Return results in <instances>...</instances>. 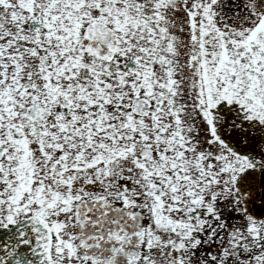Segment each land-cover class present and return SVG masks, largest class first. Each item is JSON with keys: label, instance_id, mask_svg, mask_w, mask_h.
<instances>
[{"label": "flooded vegetation", "instance_id": "flooded-vegetation-1", "mask_svg": "<svg viewBox=\"0 0 264 264\" xmlns=\"http://www.w3.org/2000/svg\"><path fill=\"white\" fill-rule=\"evenodd\" d=\"M208 4L209 0L205 2V11L211 7L214 17L207 18L204 12L206 26L201 23L180 25L179 22L171 26L170 66L175 76L179 72V85H183L186 99L194 108L188 113H180L174 129L164 141H144L143 147L149 146L155 153L162 152L165 160L154 156L150 171L145 172L149 176L143 185L146 192L144 198L134 205L146 216L148 249L156 243L154 235L158 229L155 225L158 224L166 231H162L160 237L163 246L185 242L187 254L184 261L190 257V251L197 248L210 252L217 248V253L221 252L226 246L225 238L238 233L239 221L236 217L242 214L238 185L242 173L252 169V152L247 148L252 145V115L245 114L242 119L233 114L232 108L228 107L227 114L221 113V108L237 102L239 105L251 103L252 91L264 89V70L257 71L255 66H224L225 57L219 52L220 44L232 39L221 33L224 28L223 5L216 0H212L210 6ZM37 15L50 25L48 30L54 32L37 34L34 38L28 35L27 39L30 37L32 44L22 38L28 33L18 34L17 38L30 46L26 47L29 48V60L25 58L28 64H33L32 54L38 49L44 54L46 66L43 67L42 79L15 82L9 89L6 102L13 105L12 113L5 116L7 120L21 121V113L31 105V98L36 97L35 103L42 106L45 120L39 124L24 120L20 126L25 136H18L15 130L1 123L0 144L11 145L9 151H16L20 147L19 141L30 143L32 129L39 126L43 152L54 149L49 152L60 153V181H68V186L72 185L62 192L61 198L69 203L105 198L131 205L126 200V194L119 195L113 191L111 175L108 181L96 185L87 183L91 178L82 181V178L92 175L93 160H107L112 151L105 130L102 129L104 135L100 134L99 139L94 134L98 131L93 121L96 101L93 90L96 84L92 66L87 65L93 60L84 52L82 37L75 28L74 32L63 33L70 31V24L76 26L75 23L69 19L53 18L47 10L43 13L38 11ZM209 20L211 32L207 28ZM22 24L27 29L28 22ZM3 40L0 37V56L6 51ZM256 41L252 35V46ZM191 48H198V59L191 62L194 65L184 76L183 63L192 52ZM15 52L21 53L22 50ZM252 53L255 57L256 49ZM0 78V85L8 87L16 79L7 69L3 71L1 68ZM223 95L227 96L226 101ZM201 110L209 112L208 130L199 125ZM242 120L243 127L240 126ZM40 148L36 147L35 151ZM70 149L72 156L68 153ZM97 153L100 157L96 158ZM146 169L143 167V171ZM81 170L85 173L82 174ZM152 181L157 190L149 193L147 190H150L148 186ZM243 217L252 223L251 219Z\"/></svg>", "mask_w": 264, "mask_h": 264}, {"label": "rangeland", "instance_id": "rangeland-1", "mask_svg": "<svg viewBox=\"0 0 264 264\" xmlns=\"http://www.w3.org/2000/svg\"><path fill=\"white\" fill-rule=\"evenodd\" d=\"M174 1L175 4L165 6L166 8L159 12L157 7H153L152 0H88V8L84 9L80 14L79 23L80 27H82L92 19L101 17L99 9L103 5L107 3L114 4L113 14L105 17V19L110 21L124 35L121 50L125 51V57H122L119 52L115 61L106 68L102 80L100 78L101 74L99 72L96 74V81H108V83L112 84L114 97H120L124 107L122 113L118 110L117 112L121 116L122 123H125L128 127L126 132L134 131L137 135L136 144L133 148H129L123 153H117L112 158L95 164L92 169L96 174L92 173L90 177L82 178V181L91 178L92 180L88 181V184H100L104 180L108 181L109 175L114 179L115 175L123 170L139 185L138 189L129 195L128 199L132 201L140 199L142 183L148 177L145 172L149 169V165H147V169L143 171V166L137 159L138 150L144 141H157H155V139H158L156 134L160 127L169 129V125L173 122V112L176 113L181 109L189 108L186 95H183L185 91H183V85H179V77L176 78L175 71L170 66L171 51L167 49L170 45L168 36L171 33L170 31L168 32L166 26L171 25L173 21H177L179 18L184 17L186 19L183 7L184 2L182 0ZM200 1L204 0H193V4ZM221 1L224 5L223 9L229 7L232 11L236 10V12L234 11L235 14L230 17L232 19L231 24L225 30L226 34L231 35L232 40L226 42V44H220L219 52L225 57L226 61L224 65L237 62L236 57L238 55H240L239 60L242 59L243 55L247 56L242 61H238V64L244 62L241 65H247V63H250V57H252V29L255 25L254 21L257 22V19L264 12L263 0H257L256 2H253V0ZM36 8L42 11L41 2H39V5L37 4ZM188 8L192 10L189 5ZM30 17L31 15L17 9L15 0H0V36H9L10 33L18 34L19 29L27 33L21 27L24 26L22 23L28 22ZM199 18H201L200 15H198L197 19L200 20ZM181 22L183 23L182 19ZM50 32L54 31H41L43 34ZM10 43H7V45ZM191 49L192 52L187 55L186 62L183 63V68L187 71L191 62L198 59V48ZM131 56L142 60V68L136 71L127 69L125 59ZM17 60L18 58L14 56L9 58V55L2 54L0 57V68L16 69L18 67ZM23 65L19 70L23 74L21 78L25 79L26 67L24 63ZM36 71L38 72V69ZM166 72L168 75H166ZM33 75H36L35 69L33 70ZM38 75L37 73L36 76L32 77V80H36ZM137 85H142L140 97H146L153 102L162 101L164 103V107L160 111H155L146 119L133 116L130 110L132 101L137 98L134 94ZM122 96H124L123 100ZM178 104L179 106L176 107ZM198 118L201 128L208 130L209 112L201 110ZM262 127L264 128V122ZM205 139L206 145L207 137ZM208 139L210 138L208 137ZM252 144L256 143L252 141ZM38 145V143H34L35 149ZM41 153L36 151L34 153L31 152L29 155L33 163V168L30 171L33 181L34 194L31 195L33 201L30 204L26 195L22 200L16 199L14 194L6 195L0 199V225L16 221L36 211L44 214L53 223V226L61 235V241L66 242L72 236L73 225L68 221V202L61 198L60 195L64 190L71 188L72 185H69V187L68 181L63 183L60 181V167L48 163ZM106 161L110 162L109 167L107 169L103 168L99 172L97 167L103 165ZM252 168H264V145L252 153ZM81 172L82 174L85 173L83 170ZM86 173L88 174V171ZM236 218L239 221L238 233L225 238L226 246L221 252L216 254L211 253L208 249H193L190 251L191 255L187 258L185 264H264V223H251L242 214ZM155 228L158 229L155 232L157 233L155 241L159 243L162 231H166L162 230V226L158 224L155 225ZM70 252L69 250L64 252L65 255H60L64 256V263L78 264V262L73 260L75 255ZM168 252V247L156 244L154 249L151 250L148 264H175L168 259Z\"/></svg>", "mask_w": 264, "mask_h": 264}, {"label": "water", "instance_id": "water-1", "mask_svg": "<svg viewBox=\"0 0 264 264\" xmlns=\"http://www.w3.org/2000/svg\"><path fill=\"white\" fill-rule=\"evenodd\" d=\"M245 183L248 185L244 190L247 212L252 217L264 218V171L252 172L251 182L250 179L245 178L243 184ZM108 209L112 210V217L121 212V208L112 205H109ZM116 227L118 228V226ZM123 229H126V232L132 231L130 226L126 225ZM118 233L121 236L122 230L120 229ZM102 239L103 237H101ZM102 242L104 248L108 244L118 245L112 240H103ZM135 242L134 238L131 245L125 249L133 250ZM50 245L51 233L46 222L38 216L29 217L0 235V264H49Z\"/></svg>", "mask_w": 264, "mask_h": 264}]
</instances>
